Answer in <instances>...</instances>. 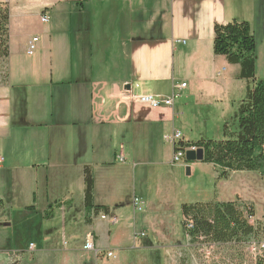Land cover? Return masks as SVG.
<instances>
[{
	"label": "crops",
	"instance_id": "0c3cea01",
	"mask_svg": "<svg viewBox=\"0 0 264 264\" xmlns=\"http://www.w3.org/2000/svg\"><path fill=\"white\" fill-rule=\"evenodd\" d=\"M0 3L10 16L9 76L0 83V155L6 157L0 158V174L26 181L27 189L0 191V216L5 215L0 228L12 226V210L26 213L31 229L61 216L63 229L82 226L85 242L94 238L95 259L83 253L96 264L109 252L124 251L125 237L130 243L143 237L149 249L180 244L171 233L172 174L167 168L176 163L165 157L166 145L173 146L168 137L179 131L186 142L207 140L189 124L200 107L221 106L220 126L238 112L250 82L239 78V65L215 54V26L249 23L258 67L264 60V0ZM34 39L36 49L29 55ZM183 84L186 88L178 89ZM125 92L177 97L173 108L118 106ZM85 167L93 172L94 205L109 208L108 215L89 223ZM253 178L260 179L253 172L231 173L221 183L236 184L235 190L230 187L233 194L215 191L212 202L251 205V223L264 221L257 219L249 194L258 191L252 189ZM135 198L145 203L143 211L135 210ZM137 224L147 230L137 232ZM98 230L108 232L106 240ZM123 261L119 264H131Z\"/></svg>",
	"mask_w": 264,
	"mask_h": 264
},
{
	"label": "rangeland",
	"instance_id": "374dc122",
	"mask_svg": "<svg viewBox=\"0 0 264 264\" xmlns=\"http://www.w3.org/2000/svg\"><path fill=\"white\" fill-rule=\"evenodd\" d=\"M6 71V65L1 64L0 83H2ZM256 77L258 81L264 80V60L257 67ZM193 114L190 116L189 124L192 125L195 133L204 134L203 136L206 137L203 138L207 140L221 141L225 139L223 125L220 126V121H218L222 114L221 106L200 107L197 113ZM164 152L166 160H172L173 146L167 144ZM0 158L6 157L0 155ZM3 164L5 166V161ZM188 166L193 168L191 175L187 174ZM167 171L172 174V188L169 193L173 226L171 233L179 239L180 244L172 247L155 246V248L149 249L144 246L145 239L143 237H137L136 243H130L125 237L123 247L126 249L124 251L114 249L115 258L101 256L97 263L119 264L122 259L123 262L127 260L131 264H256L261 255L264 256V251L260 247L264 243V221L253 220V225L258 229L257 234L239 244L193 243L190 238L189 240L186 238L182 205L212 202L217 194L215 191H222V195L227 196L226 194L232 191L230 187L232 189L236 187L238 177L234 180L236 184L223 186L224 181L219 179V173L214 165L204 162L189 163L185 159L175 166H169ZM253 173L260 178H253L251 183L252 189L257 188L258 191H250L249 194L252 195L256 203L257 219L264 220V179L259 173ZM54 182L57 184V181ZM24 183L26 181L19 183L11 177L0 174V191H27L26 188L23 190ZM38 183H42V180ZM34 185L37 186V181L34 182ZM34 191L40 190L34 187ZM76 191H78V184ZM9 214L13 218L12 226L0 228V264H85L86 261H89L88 264H96L95 260L90 261L87 259L89 257L84 256V253L88 255L90 253L91 257L95 259L93 252L84 250L85 233L82 226L75 228L68 226V229L65 230L63 229V219L59 216L55 221L46 220L44 224L40 221L35 224V228L31 229L29 226L32 219H28L26 213L18 214L17 211L14 213L12 210ZM4 217L5 215H1L0 220ZM136 229L139 233L147 230L142 224H137ZM124 231L128 232L127 229ZM97 232L105 240L107 239L108 232L99 230ZM157 232L165 231L162 229ZM150 234L152 235V233ZM41 237H43L42 241ZM65 238L67 244L64 243ZM166 242L165 238L162 243ZM32 244L36 246L34 249ZM44 250L50 251L44 252Z\"/></svg>",
	"mask_w": 264,
	"mask_h": 264
},
{
	"label": "trees",
	"instance_id": "16d2710c",
	"mask_svg": "<svg viewBox=\"0 0 264 264\" xmlns=\"http://www.w3.org/2000/svg\"><path fill=\"white\" fill-rule=\"evenodd\" d=\"M256 39L247 22L232 21L215 26L214 51L225 56L232 65H239L240 79L250 82L238 112L224 126V140L186 142L180 140L181 150H204V163L215 166L219 179L226 180L233 172H257L264 179V80H256ZM10 57V16L0 3V65H6L2 83L8 80ZM85 206L87 222L101 213L109 214L108 207L94 205V177L90 167L84 169ZM4 204L0 201V211ZM184 230L193 243H243L255 236L258 229L251 223L254 207L241 202H196L182 205ZM192 226V229L189 226ZM256 264H264L261 255Z\"/></svg>",
	"mask_w": 264,
	"mask_h": 264
},
{
	"label": "built area",
	"instance_id": "2783aa9c",
	"mask_svg": "<svg viewBox=\"0 0 264 264\" xmlns=\"http://www.w3.org/2000/svg\"><path fill=\"white\" fill-rule=\"evenodd\" d=\"M47 17H44L42 19L43 22H47ZM36 43L37 40L34 39L29 43V47H28V54L29 55H33L36 49ZM186 84H183L181 86H178V89H183L186 88ZM177 96H173L170 98H161L155 95H134L132 92H125L123 95H121V97L119 98V102H118V106H122L125 105L127 107L129 106H135V105H144V106H148L152 109H158L161 107H167V108H173L174 107V102ZM183 139V135L179 132L176 131L173 133V135H171V137H168V141H170V143L173 145L174 147V156H173V162L174 163H180L182 160H184L186 158V153L189 150H197V148H189L186 150H181V149H177L175 150L180 142V140ZM119 159L121 161H124L123 157H119ZM2 163V161H0V164ZM145 207V203L139 199V198H135L134 199V208L136 211L141 212L144 210ZM103 219H105V216H102ZM190 229H192V226H189ZM261 249L264 251V243L260 245ZM33 248V246H32ZM84 250L85 251H89V252H96V247H95V241L93 237H90L87 239V241L85 242V246H84ZM108 258H115L114 253H107Z\"/></svg>",
	"mask_w": 264,
	"mask_h": 264
},
{
	"label": "water",
	"instance_id": "95a60500",
	"mask_svg": "<svg viewBox=\"0 0 264 264\" xmlns=\"http://www.w3.org/2000/svg\"><path fill=\"white\" fill-rule=\"evenodd\" d=\"M186 161L189 163L193 162H203L204 161V150L203 149H197V150H189L186 153ZM187 174L191 175V168L187 167Z\"/></svg>",
	"mask_w": 264,
	"mask_h": 264
}]
</instances>
